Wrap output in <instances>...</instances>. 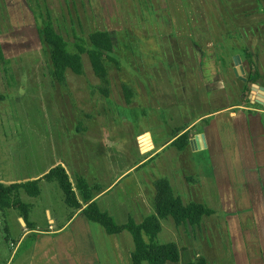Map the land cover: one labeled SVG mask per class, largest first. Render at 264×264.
I'll return each mask as SVG.
<instances>
[{
    "label": "rangeland",
    "instance_id": "374dc122",
    "mask_svg": "<svg viewBox=\"0 0 264 264\" xmlns=\"http://www.w3.org/2000/svg\"><path fill=\"white\" fill-rule=\"evenodd\" d=\"M263 10L264 0H0V41L7 60L0 64V178L14 182L36 177L61 159L74 180L77 170L72 166L73 155L91 183L99 174L100 184L106 185L119 174L106 169V150L100 143H92L93 139L102 137L116 146L122 163L119 170L125 171L143 158L138 135L149 131L155 143L154 159L120 178L110 196L134 193L135 186L140 185L153 203L154 182L166 178L184 203L201 202L216 210L199 227H181L177 233L171 218L161 221L159 243L179 242L183 246L187 242V248L180 250V261L167 264H183L197 255L207 258L208 264H261L253 258L259 255L264 259V175L256 169L245 170V175L230 169L232 189L237 197H244L241 203L248 207V218L243 219L246 213H241L234 202L225 203L227 207L220 205L219 193H225V184L211 164L209 151L197 156L187 153L184 160V154L167 142L179 125L173 97L178 93L181 74L177 63L171 61L173 56L189 66L188 99L199 108L193 109L192 119L222 105L248 103V92H239L243 81L234 77L232 70L221 81L220 74L214 77L219 84L216 87L223 86L222 81L230 84L229 92H239L240 100L230 94L227 101H219L215 96L221 89L210 88L213 100L208 101L207 87L197 85L194 72L198 62L212 54L222 72L233 67L234 56L244 57L241 34L245 33L249 44L250 28L264 23ZM48 15L70 51L75 49L76 37L87 38L96 31L110 33L115 61L107 63V84L95 75L86 54L82 55V75L69 71L64 82L54 80L51 49L40 35ZM242 60L247 74L248 64ZM123 85L132 90L130 104ZM140 142L143 151L152 148L148 135ZM192 169L195 174L189 173ZM40 186V197L24 195L23 200L34 203L32 217L38 228L46 229V208L59 216L71 209L64 204L58 183L42 181ZM211 193L213 205L208 199ZM16 215L12 209L0 211V264H58L50 242L33 246L32 239L26 237L17 244L21 228ZM93 226L105 232L100 225ZM246 228L255 231V242L251 234L244 236ZM124 233L133 248L131 235ZM248 251L251 261L245 263L242 254Z\"/></svg>",
    "mask_w": 264,
    "mask_h": 264
},
{
    "label": "crops",
    "instance_id": "0c3cea01",
    "mask_svg": "<svg viewBox=\"0 0 264 264\" xmlns=\"http://www.w3.org/2000/svg\"><path fill=\"white\" fill-rule=\"evenodd\" d=\"M263 14H264V10H263ZM255 28L256 29L250 28L249 30L250 32L248 38L249 44L245 40L246 39L244 36L245 33L243 34V36L241 34V38H243V44H244V46L242 47L246 46L252 55V61L254 67L253 71L257 72L258 74V81L256 83L260 84L261 86H264V23L261 25L260 24L257 25ZM212 46L213 43L210 44V46L208 47H212ZM214 58L215 55L212 54L206 58L207 59L206 61L204 58V61L198 62L196 68L197 70L195 69L196 71L194 72V77L197 80L196 81L197 85L201 88L207 87L208 101H210L211 100L210 98L213 97L210 88L215 90V88H218L216 87V85H219L218 81L216 82L214 77L220 74L222 78L221 77L218 78L221 81V79L223 80V78L229 77L230 70H232L233 72V67H234L233 66L226 69L224 73L220 70V68H218V66L215 65ZM171 61L177 63L178 70L181 74L180 77L181 83L178 85L179 86L178 93L173 97L174 117L179 124L177 125L176 129L183 128L184 130L182 133L187 132L189 134V145L184 150H179L177 147L176 149L179 151L180 155L184 154V158H185L184 160L187 159V157H185L187 153L188 154L191 153L193 156H197V154L199 153H202L204 151H209L210 155L212 156L211 164L214 165L215 171L220 172V179L222 180L221 183L225 184L224 186L225 193L224 194L219 193L218 200H220L221 202L220 205L225 206L226 205L225 203H229L231 201L234 202L235 206L238 207L241 213L242 212L246 213L242 217L244 219L245 216L247 217L246 210L248 209V207L247 204L241 203V199L242 201H244L243 200L244 197L240 195L241 198L240 199L239 197H237L238 195H236V191L232 189L233 188L232 184L234 179H231L230 175L232 173L230 171L234 169L237 171L236 173H238L239 175H245L246 174L245 170H250L252 172L253 169H256L258 174L262 173L264 175V106L258 104L251 97V94H255L254 92H252L251 88L249 92L245 91L244 89L245 82L239 80L243 84V88L239 92H241L243 95L244 92H248V96H247L248 103L243 104L236 102L232 104H227L225 106L222 105V107L220 108L213 109L212 111H206L204 114L202 113L197 119H192L193 118L192 115L194 112L193 109H195L196 111L199 108L198 107L195 108L193 103L190 102L188 99V92H187L188 80L191 79L187 75V70L189 66L187 64V61H182V59L177 56L175 57L173 56ZM215 71H217L216 72L217 74L215 73ZM220 83L223 85V86L220 85L218 88L221 89L220 90L221 96L217 94V96H215V99L218 100L219 98L220 99L219 101L221 100L227 101V97L231 94L233 95V97L234 95H237L238 100H240L239 98H241L242 95L239 92L237 94L229 92L231 91L230 89H228L229 88L228 86H230V84L225 85L223 81ZM201 134H204L205 136V141H206L205 143L203 142L201 137L197 138V136L198 135L200 136ZM144 135L149 136V142L150 145L152 146V148L148 151H143L140 142V138ZM178 136L173 137L172 134L167 144L172 146L173 145L172 143L175 141V139ZM194 137H196V143H194V145H191L190 140H192ZM92 143L101 144V147H103L107 153L108 162H107V166L105 165L106 169L110 172H112L113 169H115V171H117L119 175L118 177H116L114 181L106 185H101L100 184L101 177L99 176V174H96L94 178V183H91V181L88 180V173L86 170H84L83 165L79 164L78 160L75 159L76 157L72 155L73 157L72 166L77 170L75 178L77 176L82 177L88 182V184L93 188L94 200L96 201L100 210L110 214V216L114 218L117 224L123 225L127 223L130 217H132L136 223H141L145 217L153 214L154 209L152 210L153 208L152 201L148 200L145 190L141 188L140 185L135 186L134 193L131 192L129 193V191L128 192L123 191L122 197L120 198L115 196L111 197L110 194L114 189L113 186L115 185V183H117L119 179L122 178L125 174H127L131 170L138 168L139 165L145 164L146 161H151L154 159L153 154L155 153L153 151L155 149V143L152 134L149 131H145L140 135H138L140 154L142 155L143 158L139 163H137L133 167L131 168L126 167L125 171L119 170L122 163L119 160V156H117L118 148H116V146H114L112 143L108 144L110 142L102 137H95ZM187 149H189L190 151H187ZM114 150L116 152H114ZM120 155L122 158L123 157L122 151L120 152ZM213 157H215V160H218V162H216L213 159ZM189 158L190 157L188 156V159ZM56 165H62L65 168L66 172L70 177V181L74 184L75 179L73 180L68 165L66 164L65 161L61 159L54 161L52 165L49 167V169L42 171L36 177L25 178L22 181L17 180L14 182L10 179L0 178V182L6 185H10L13 183L41 179L51 168L55 167ZM198 166L201 167V163H199ZM188 168H190V165L187 166V170ZM189 173L195 174L193 169ZM227 176L230 177L228 178ZM42 181L45 180L41 179V182ZM155 182L153 184L154 186H155ZM216 182H218V180ZM41 187L42 186H40V188ZM155 193L153 195L154 196L153 202L156 195ZM233 194H235V196ZM24 195L26 194L24 193L21 194L22 200ZM40 195L38 197H40ZM212 195L213 193H211L208 196V199L209 202L213 205L214 198ZM63 202L65 204L64 195H63ZM25 203H28L31 206L27 220L28 225L24 222L23 218L20 217L19 213L17 212L16 220L21 228V235L17 244H21L26 237H30L32 239L30 245L33 246H38V245L44 246L45 243L50 242L55 251L58 264H112L113 262H115L116 264H132L131 252L133 248L131 246V241L129 237L124 232L116 235H109L106 233V231L102 232L99 228L93 226L94 224L89 222L87 218L84 216L82 212L84 207L78 210H72V209L70 211L68 210L62 216H59L56 212L53 215L51 213V210L49 208H46L45 213L48 216L49 225L46 229H41L37 227L36 222L32 217V212L35 207L34 203L32 202H25ZM207 206L210 207L209 205ZM210 208L213 209L212 207ZM214 211L215 213L209 217H213L216 214V210ZM21 220H23V222ZM182 227L189 228V226L188 227L182 226ZM180 228L181 227L179 228L177 227V229H175L176 230L175 233H177L178 229ZM247 233L252 235L253 237L252 240L255 242L254 240L256 235L255 231L253 232L251 231V228H246L244 236H246ZM186 236L187 234L185 235V237ZM184 241H186V238ZM177 246L179 247L180 250L182 249L184 250L185 248H187L186 247L187 242L183 246L182 245L180 246L178 242ZM255 247L258 248L257 245ZM250 254H251L250 251L244 252L242 254L244 261L242 260V257L241 260L245 263L247 260L251 261ZM196 258H198V255L195 257L193 256L190 261ZM253 260H255L256 263L259 262L261 264H264V259H262L259 255L254 256ZM250 264H253L252 261L250 262Z\"/></svg>",
    "mask_w": 264,
    "mask_h": 264
},
{
    "label": "trees",
    "instance_id": "16d2710c",
    "mask_svg": "<svg viewBox=\"0 0 264 264\" xmlns=\"http://www.w3.org/2000/svg\"><path fill=\"white\" fill-rule=\"evenodd\" d=\"M43 41L50 47L51 75L57 82H64L66 75L71 73L80 76L83 73L82 55L88 56L90 65L95 75L104 83H108V62L115 61L114 46L111 35L106 31H96L87 38L76 37L74 50L70 51L64 36L56 29L52 18L43 21L40 30ZM244 61L248 64L245 91L250 90L251 85L258 81L257 72L253 71L252 55L246 47L241 48ZM7 63L4 49L0 41V64ZM123 93L128 104L132 100V90L123 85ZM103 91V90H102ZM105 93V91H103ZM183 128L173 131V137L178 136L172 143L179 150H184L189 145V134L183 132ZM182 133V134H181ZM47 182L58 183L64 195L65 204L72 210L82 209L83 214L91 223L100 225L107 234L116 235L128 232L133 241L131 252L132 264H166L180 261V249L175 243H159L158 235L162 230L161 221L171 218L176 227H199L204 217L215 213L213 209L198 202L184 203L177 196L170 182L161 178L155 182L156 195L153 202L154 213L145 217L141 223H136L130 217L127 223L119 225L107 212L101 211L94 200L93 188L82 177H76L75 183L62 165L51 168L43 178ZM41 179L6 185L0 182V211L15 210L27 224L30 204L25 203L21 194L29 197H38L41 194ZM28 225V224H27ZM184 264H208L205 257L200 256Z\"/></svg>",
    "mask_w": 264,
    "mask_h": 264
},
{
    "label": "water",
    "instance_id": "95a60500",
    "mask_svg": "<svg viewBox=\"0 0 264 264\" xmlns=\"http://www.w3.org/2000/svg\"><path fill=\"white\" fill-rule=\"evenodd\" d=\"M234 61V67H233V72L234 75L239 78L241 81L246 82V71L241 59V56L239 54H237L236 56H234L233 58ZM252 92H254L255 94H251V97L260 105L264 106V86H261L258 83H253L251 86ZM145 136V135H144ZM198 137H201V139L203 140V142L205 143V136L204 134H201L200 136L198 135ZM194 143H196V137H194L192 140H190V144L194 145ZM23 222V220H21Z\"/></svg>",
    "mask_w": 264,
    "mask_h": 264
}]
</instances>
